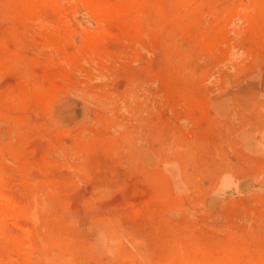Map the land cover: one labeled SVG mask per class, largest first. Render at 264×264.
<instances>
[{"label": "rangeland", "instance_id": "1", "mask_svg": "<svg viewBox=\"0 0 264 264\" xmlns=\"http://www.w3.org/2000/svg\"><path fill=\"white\" fill-rule=\"evenodd\" d=\"M0 264H264V0H0Z\"/></svg>", "mask_w": 264, "mask_h": 264}, {"label": "bare ground", "instance_id": "2", "mask_svg": "<svg viewBox=\"0 0 264 264\" xmlns=\"http://www.w3.org/2000/svg\"><path fill=\"white\" fill-rule=\"evenodd\" d=\"M2 198V197H1Z\"/></svg>", "mask_w": 264, "mask_h": 264}]
</instances>
